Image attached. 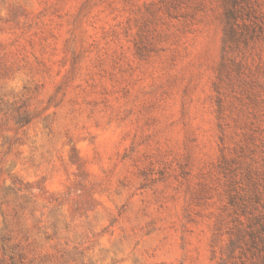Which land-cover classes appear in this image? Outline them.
Masks as SVG:
<instances>
[{"label":"rangeland","instance_id":"374dc122","mask_svg":"<svg viewBox=\"0 0 264 264\" xmlns=\"http://www.w3.org/2000/svg\"><path fill=\"white\" fill-rule=\"evenodd\" d=\"M0 264H264V0H0Z\"/></svg>","mask_w":264,"mask_h":264},{"label":"trees","instance_id":"16d2710c","mask_svg":"<svg viewBox=\"0 0 264 264\" xmlns=\"http://www.w3.org/2000/svg\"><path fill=\"white\" fill-rule=\"evenodd\" d=\"M233 6H237L238 5V0H228ZM235 13L232 12L229 15V18L235 19Z\"/></svg>","mask_w":264,"mask_h":264}]
</instances>
